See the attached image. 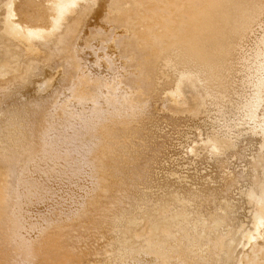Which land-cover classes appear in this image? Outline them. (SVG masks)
I'll return each instance as SVG.
<instances>
[{
    "label": "bare ground",
    "instance_id": "bare-ground-1",
    "mask_svg": "<svg viewBox=\"0 0 264 264\" xmlns=\"http://www.w3.org/2000/svg\"><path fill=\"white\" fill-rule=\"evenodd\" d=\"M0 264H264V0H0Z\"/></svg>",
    "mask_w": 264,
    "mask_h": 264
}]
</instances>
